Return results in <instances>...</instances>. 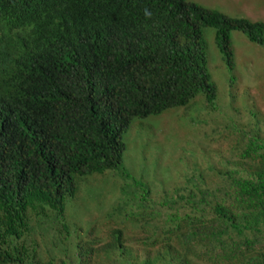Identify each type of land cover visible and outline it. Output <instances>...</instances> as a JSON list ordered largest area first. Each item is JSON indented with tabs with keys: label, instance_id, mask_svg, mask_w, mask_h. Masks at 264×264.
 <instances>
[{
	"label": "trees",
	"instance_id": "16d2710c",
	"mask_svg": "<svg viewBox=\"0 0 264 264\" xmlns=\"http://www.w3.org/2000/svg\"><path fill=\"white\" fill-rule=\"evenodd\" d=\"M205 26L230 68L232 31L264 42L263 22L186 0H0V264H264L255 110L209 162L213 181L198 172L154 198L123 171L107 209L75 183L120 167L132 118L214 100ZM78 196L103 218L70 222Z\"/></svg>",
	"mask_w": 264,
	"mask_h": 264
},
{
	"label": "rangeland",
	"instance_id": "374dc122",
	"mask_svg": "<svg viewBox=\"0 0 264 264\" xmlns=\"http://www.w3.org/2000/svg\"><path fill=\"white\" fill-rule=\"evenodd\" d=\"M186 1L231 17L264 23V0ZM202 38L206 68L216 86L214 100L210 102L201 93L186 105L132 118L122 135L125 148L120 167L75 177L78 190L85 193L84 205L99 201L109 208L119 195V185L126 180L121 174L123 171L143 180L154 198L170 194L176 186L186 182L187 176L198 172L207 182L213 181L214 171L208 167L209 162H221L231 154L238 141L234 130L252 121L251 111L258 112V128L264 138V42L262 45L253 43L243 32L232 31L233 67L230 68L216 45L215 29L202 27ZM102 210L99 205L87 209L79 196L75 200L66 199L65 215L72 223L81 224L87 219L92 223L99 216L102 219ZM120 213L126 216L133 212L127 206Z\"/></svg>",
	"mask_w": 264,
	"mask_h": 264
}]
</instances>
